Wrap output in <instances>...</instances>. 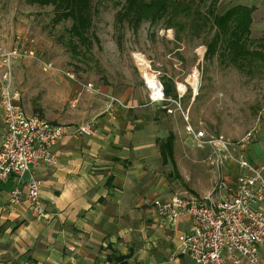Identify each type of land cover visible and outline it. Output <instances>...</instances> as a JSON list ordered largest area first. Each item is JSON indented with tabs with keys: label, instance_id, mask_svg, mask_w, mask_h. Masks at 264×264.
Segmentation results:
<instances>
[{
	"label": "rangeland",
	"instance_id": "1",
	"mask_svg": "<svg viewBox=\"0 0 264 264\" xmlns=\"http://www.w3.org/2000/svg\"><path fill=\"white\" fill-rule=\"evenodd\" d=\"M84 1L88 7V0H66L58 8L53 1L0 0V48L17 46L21 54L27 52L12 67L13 87L21 93L25 111L54 122L92 116L103 108L106 97L85 91L66 73L74 74L78 81L91 82L126 101L125 108L134 104L146 117L142 125H151L149 130L156 137L175 134L180 165L172 176L166 174L168 192L196 193L199 184L207 185L199 179L203 170H196L202 155H186L188 150L198 148L185 143L190 136L184 117L159 111L160 104L149 102L141 63L161 82L172 80L177 96L186 87L181 103L194 128L237 141L254 126L264 106V60L248 58L239 68L217 54L212 58L204 56L214 31L209 21L194 16L198 12L206 14L208 2L194 5L193 16L185 19V27L180 28L178 24L169 27L166 18L155 23L144 20L137 26L127 20L119 22L117 14L125 0H92L91 19L85 29L89 45L72 47L68 41L73 19L61 13L71 7L78 14L85 8ZM237 4L254 8L249 47L264 54V2L218 0L215 9L219 14ZM35 57L51 62L53 69H44ZM144 74L148 77V72ZM76 89H83V93ZM74 97L78 98L76 105L71 103ZM208 165L210 170L214 168ZM169 167L162 166L163 172L167 173Z\"/></svg>",
	"mask_w": 264,
	"mask_h": 264
},
{
	"label": "crops",
	"instance_id": "2",
	"mask_svg": "<svg viewBox=\"0 0 264 264\" xmlns=\"http://www.w3.org/2000/svg\"><path fill=\"white\" fill-rule=\"evenodd\" d=\"M3 82L0 68V87ZM82 90L76 89L80 94ZM133 105L117 106L110 114L105 99L103 108L92 116L57 121L79 124L94 120L95 124L89 136L63 135L55 147L58 161L36 168L42 179L40 197L45 215L41 218L31 215L25 201L8 206L13 188L24 189L27 173L13 175L0 184V264H120V258L126 264H193L179 253L178 239L190 229L191 218L186 215L169 220L154 206L156 199L180 194L168 192L165 177L172 176L174 167L170 161L163 162L159 149V143L173 134L178 171L177 138L172 132L163 139L156 137L149 130L151 125H142L146 117ZM158 109L165 112L161 105ZM2 131L0 107V145ZM189 136L185 143L195 146ZM198 149H190L186 155H202L196 170H203L199 179L207 185L199 184L194 194L207 197L218 171L210 170L204 158L210 148ZM235 150L256 165L264 163V128L249 145ZM168 165L169 171L163 172L162 166ZM221 171L235 182L243 170L227 163Z\"/></svg>",
	"mask_w": 264,
	"mask_h": 264
},
{
	"label": "built area",
	"instance_id": "3",
	"mask_svg": "<svg viewBox=\"0 0 264 264\" xmlns=\"http://www.w3.org/2000/svg\"><path fill=\"white\" fill-rule=\"evenodd\" d=\"M264 2V0H257ZM26 57L17 46L0 48V68L3 85L0 87L2 108V140L0 145V184L15 175L28 174L24 189L16 186L11 191L8 206L25 201L35 219L45 215L41 204L42 179L35 173L41 164L58 161L55 147L65 134L73 137L89 136L94 120L79 124H60L37 114H29L22 105L21 93L13 87L12 67L16 59ZM35 59L44 69H53L51 62ZM144 74L150 103H158L167 114L179 113L186 121L185 130L199 149L210 148L207 161L218 171L210 196L192 193L174 194L167 200L156 199L154 206L161 217L174 220L189 216L190 229L179 235V253L193 264H264V163L256 165L235 148L249 145L264 128V106L252 128L237 141L222 134H209L194 128L184 110L181 97L186 87L179 90L177 98L165 95L163 83L147 69ZM86 91L103 94L107 99L106 111L113 114L117 106L127 107L121 99L104 93L91 82L78 81L74 74L66 73ZM78 98L71 100L76 105ZM234 163L243 171L235 182L225 178L221 169ZM213 194H217L214 198Z\"/></svg>",
	"mask_w": 264,
	"mask_h": 264
},
{
	"label": "trees",
	"instance_id": "4",
	"mask_svg": "<svg viewBox=\"0 0 264 264\" xmlns=\"http://www.w3.org/2000/svg\"><path fill=\"white\" fill-rule=\"evenodd\" d=\"M39 3H49L53 1L56 7H63L66 0H36ZM91 1L88 0V7L85 1L82 7H85L78 14L73 12L71 7L68 11L62 12V16L71 17L73 19L72 28L70 30V40L68 44L72 47L81 45L88 47V38L85 29L88 28V22L91 19ZM218 0H125L124 7L117 14V21L123 22L127 20L130 24L137 26L141 21L149 20L155 23L166 18L167 25L172 26L178 24L180 28L185 27V19L192 17L194 5L199 7L201 4H207L206 14L198 12L194 18L203 17L205 21H209L213 34L207 44L205 57L212 58L216 54L223 59L228 58L232 64L239 68L244 67V62L249 59L259 58L264 60V54L253 50L249 47V35L251 33V24L253 7L237 4L230 7L223 13L216 12V2ZM72 5V3H71ZM218 5V4H217ZM169 26V27H170ZM164 92L167 97L177 98V92L172 80L164 79L162 81ZM173 134L159 143V149L162 160L170 161L176 170V163L173 157ZM120 264L122 258L119 259Z\"/></svg>",
	"mask_w": 264,
	"mask_h": 264
},
{
	"label": "bare ground",
	"instance_id": "5",
	"mask_svg": "<svg viewBox=\"0 0 264 264\" xmlns=\"http://www.w3.org/2000/svg\"><path fill=\"white\" fill-rule=\"evenodd\" d=\"M141 65H142L144 72L146 73L147 72V66L145 65V63H141Z\"/></svg>",
	"mask_w": 264,
	"mask_h": 264
}]
</instances>
